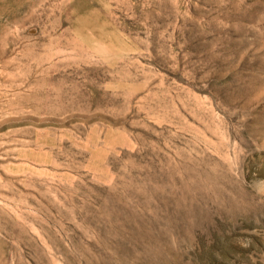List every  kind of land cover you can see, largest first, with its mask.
Here are the masks:
<instances>
[{"label":"rangeland","instance_id":"374dc122","mask_svg":"<svg viewBox=\"0 0 264 264\" xmlns=\"http://www.w3.org/2000/svg\"><path fill=\"white\" fill-rule=\"evenodd\" d=\"M0 264H264V0H0Z\"/></svg>","mask_w":264,"mask_h":264}]
</instances>
